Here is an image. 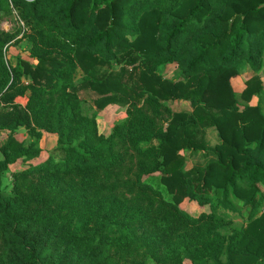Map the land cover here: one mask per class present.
Returning <instances> with one entry per match:
<instances>
[{"label": "trees", "instance_id": "1", "mask_svg": "<svg viewBox=\"0 0 264 264\" xmlns=\"http://www.w3.org/2000/svg\"><path fill=\"white\" fill-rule=\"evenodd\" d=\"M12 12L27 49L10 65L16 37L0 28V264H264V115L249 105L264 94V0H0ZM246 67L241 103L231 80ZM181 100L189 111L170 108ZM111 105L132 108L103 134ZM19 126L55 147L43 158ZM209 127L214 160L185 170ZM131 172L128 199L117 190ZM185 198L210 212L190 216ZM233 201L240 229L219 212Z\"/></svg>", "mask_w": 264, "mask_h": 264}, {"label": "rangeland", "instance_id": "2", "mask_svg": "<svg viewBox=\"0 0 264 264\" xmlns=\"http://www.w3.org/2000/svg\"><path fill=\"white\" fill-rule=\"evenodd\" d=\"M15 12H12L11 14H0V28L4 31H11L13 35L16 37V40L14 43L8 48L7 52V62L10 65H15L17 62V56L25 57L26 53L25 50L27 49V43L22 39V33H23V26L21 22L18 20V18L15 16ZM157 73L161 75L163 78L172 80L177 77L178 71L175 67H167L165 69L158 68ZM252 71L246 67L244 69V72L231 80V84L233 87V90L236 93V96L238 100L241 101L240 95L242 91L245 89L244 82L252 75ZM261 79V83L264 86V60L262 61V69L258 73ZM79 76V75H78ZM28 84L25 80L22 81V86L25 87ZM14 94V93H12ZM27 93H22L21 91L19 93H15L14 97V104L17 106L19 112L21 114H27L25 110V106L27 103ZM242 103V101H241ZM245 104V103H244ZM249 105H259L260 110L262 114L264 115V94H260L257 97H254L253 100L249 103ZM10 102L7 99L0 100V110L6 111L9 109ZM170 108L173 111H182V110H190V103L187 101H175L171 102L169 104ZM132 108V106L127 107L124 105H111L108 106L103 111L99 112L96 116V122L98 125V130L100 133L103 134H109L113 124L118 121L119 119L125 117L127 113V109ZM168 118L166 116H163V119L160 120L161 122H165ZM165 124V123H163ZM10 134V131L8 130H0V146H2ZM14 136L20 140L23 141L25 145H28L31 141L35 142L36 147L39 148L43 153L42 157H46L48 153L55 147L54 140H51L48 135H45V137L35 141V138L32 136L31 127L25 128V126H19L17 130L14 132ZM205 141L207 143L208 150L207 151H201V152H192L190 150H184L182 152V155L185 159L184 169H190L192 167H203L206 164H208L210 161L214 160L215 156L212 154V149L214 146L218 143V138L216 131L213 127H209L205 129ZM35 161H33L34 163ZM133 164V160H132ZM31 180H39V177L36 175L30 176ZM146 177H144L145 179ZM134 173L131 172L128 175H126L123 179V185L119 187L117 191L120 192L121 196L126 197L128 199L132 198V195L130 194L128 186L132 184L134 181ZM10 176L7 174L2 183V193L3 195H9L10 194ZM234 204L237 206V211H229L225 209H219L220 214L226 218L232 221V226L240 229L243 227L247 222V209L243 207L242 203L239 201H233ZM181 209L189 214L190 216L197 218L201 213H209L210 208L209 206L200 207L197 203L190 201L188 199H184L182 203L180 204ZM264 207V202H263ZM148 263V262H147ZM130 264V263H125ZM152 264V263H150Z\"/></svg>", "mask_w": 264, "mask_h": 264}, {"label": "crops", "instance_id": "3", "mask_svg": "<svg viewBox=\"0 0 264 264\" xmlns=\"http://www.w3.org/2000/svg\"><path fill=\"white\" fill-rule=\"evenodd\" d=\"M45 135H48V137H49L51 140H54V145L56 144L57 137H56L55 135L44 134V135H43V138L45 137Z\"/></svg>", "mask_w": 264, "mask_h": 264}]
</instances>
